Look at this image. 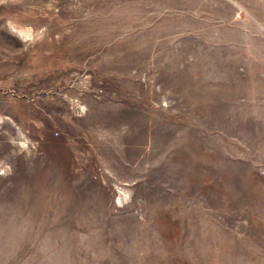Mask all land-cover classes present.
<instances>
[{"label": "rangeland", "instance_id": "374dc122", "mask_svg": "<svg viewBox=\"0 0 264 264\" xmlns=\"http://www.w3.org/2000/svg\"><path fill=\"white\" fill-rule=\"evenodd\" d=\"M0 264H264V0H0Z\"/></svg>", "mask_w": 264, "mask_h": 264}, {"label": "clouds", "instance_id": "9594fccd", "mask_svg": "<svg viewBox=\"0 0 264 264\" xmlns=\"http://www.w3.org/2000/svg\"><path fill=\"white\" fill-rule=\"evenodd\" d=\"M17 38L20 39V37H17ZM21 42L24 43V40L22 39Z\"/></svg>", "mask_w": 264, "mask_h": 264}, {"label": "snow or ice", "instance_id": "6c2138e0", "mask_svg": "<svg viewBox=\"0 0 264 264\" xmlns=\"http://www.w3.org/2000/svg\"><path fill=\"white\" fill-rule=\"evenodd\" d=\"M127 197L125 196V199H126Z\"/></svg>", "mask_w": 264, "mask_h": 264}]
</instances>
